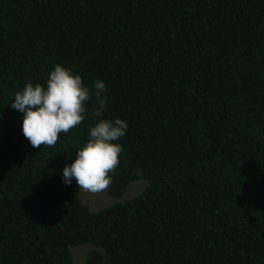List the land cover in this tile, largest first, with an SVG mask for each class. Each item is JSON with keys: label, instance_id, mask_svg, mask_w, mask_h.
Instances as JSON below:
<instances>
[{"label": "trees", "instance_id": "trees-1", "mask_svg": "<svg viewBox=\"0 0 264 264\" xmlns=\"http://www.w3.org/2000/svg\"><path fill=\"white\" fill-rule=\"evenodd\" d=\"M57 64L93 96L34 148L12 101ZM116 118L109 194L147 184L94 211L63 169ZM84 242L87 264H264V0H0V264H73Z\"/></svg>", "mask_w": 264, "mask_h": 264}, {"label": "clouds", "instance_id": "clouds-1", "mask_svg": "<svg viewBox=\"0 0 264 264\" xmlns=\"http://www.w3.org/2000/svg\"><path fill=\"white\" fill-rule=\"evenodd\" d=\"M95 96L105 91V83H94ZM93 92L83 78L57 64L46 80V86L29 81L15 93L12 108L24 113L23 134L34 148L53 147L60 134L69 133L85 120L86 103ZM128 123L120 118L101 120L90 129L86 144L77 151L75 160L63 169V182L70 185L75 179L79 188L89 192L106 190L113 182L120 164L122 145L114 143L123 138Z\"/></svg>", "mask_w": 264, "mask_h": 264}, {"label": "rangeland", "instance_id": "rangeland-1", "mask_svg": "<svg viewBox=\"0 0 264 264\" xmlns=\"http://www.w3.org/2000/svg\"><path fill=\"white\" fill-rule=\"evenodd\" d=\"M146 184L147 182L144 179L133 181L129 185L125 194H123L121 197L111 196L108 190L109 187L106 190L96 193L89 192L81 188L80 198L83 203L87 204L90 207L91 210L97 211L106 206L136 196L146 186ZM94 249H97V247L89 242H84L75 246L71 245L70 250L73 257V264H87L86 258L88 254Z\"/></svg>", "mask_w": 264, "mask_h": 264}]
</instances>
